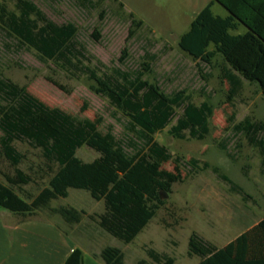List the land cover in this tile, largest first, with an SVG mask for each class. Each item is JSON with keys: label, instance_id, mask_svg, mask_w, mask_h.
<instances>
[{"label": "rangeland", "instance_id": "rangeland-1", "mask_svg": "<svg viewBox=\"0 0 264 264\" xmlns=\"http://www.w3.org/2000/svg\"><path fill=\"white\" fill-rule=\"evenodd\" d=\"M31 1L57 24L70 22L78 27L76 44L83 48L80 60L84 66L95 68L100 75L117 76L115 70L143 71L149 65L144 79L158 84L165 93L183 90L195 105L208 102L213 107L210 132L204 139H194L188 131L185 139L168 134V129L183 114V108L176 109L169 127L154 135L173 156L162 168L174 171L178 164L182 173V181L173 184L167 197L160 196L164 203L155 217L129 244L107 235L94 247H119L125 254L126 264H135L139 259L158 264L149 259L148 248L173 257L175 264H197L200 257L189 255L193 232L222 247L244 230L239 226L243 217L249 216L252 223L260 219L264 213L262 158L259 149L235 125L247 117L264 123V95L260 94L258 85L243 79L240 94L229 100L231 86L224 73L230 68L222 56L218 54L211 64H206L194 60L179 47L181 37L189 31L196 15L212 0ZM7 5L11 11H17L16 0H7ZM212 12L222 17L228 15L217 2ZM130 14L142 20L143 26L133 25ZM209 50H214V46ZM92 84L83 73L67 72L44 58L0 24V117L24 88L47 106L79 119L101 118L99 130L105 133L111 129L117 140L135 137L127 129L128 119L108 98L97 95L91 89ZM258 140L264 141V130ZM13 144L25 155L18 167L31 176V182L24 188L25 194L21 195L32 198L48 185L58 163L26 141L16 140ZM76 156L93 162L100 153L85 145L77 150ZM215 169L241 191H234ZM3 173L14 175L15 172L0 153V179H4ZM51 206L85 210L93 214V220L105 211L104 201L93 199L84 189H69L68 197L53 200ZM47 212L44 210L40 215L50 217ZM4 217L14 218L9 213ZM51 219L67 227L59 215ZM92 219L88 217L86 224H92Z\"/></svg>", "mask_w": 264, "mask_h": 264}, {"label": "trees", "instance_id": "trees-1", "mask_svg": "<svg viewBox=\"0 0 264 264\" xmlns=\"http://www.w3.org/2000/svg\"><path fill=\"white\" fill-rule=\"evenodd\" d=\"M215 2L228 10L227 17L212 12ZM16 10L8 8L7 0H0V24L65 71L86 75L93 82L91 89L108 98L128 119L127 129L135 137L117 140L111 129L105 133L99 130L101 118L79 119L47 106L22 88L17 100L0 117L1 157L15 172L5 174L7 184L0 181V208L24 216L47 210L60 215L68 224H78L85 215L83 210L72 206L52 207L51 203L68 197L71 188L84 189L93 199L105 203L104 213L98 216L100 227L124 243H131L164 203L160 192L169 193L173 184L182 181L178 164L174 171L162 168L173 156L154 135L169 127L176 109L183 108V114L168 129V134L185 139L188 131L190 137L204 139L210 132L213 107L208 102L195 105L183 90L165 93L158 84L144 79L149 65L143 71L115 70L117 76L100 75L95 68L81 63L83 48L76 44L78 27L74 23L57 24L31 0H16ZM130 16L133 25L143 26L142 20L135 19L134 14ZM240 24L247 30L231 34ZM211 45L214 50H209ZM179 47L194 60L206 64H211L216 55L222 56L230 68L224 73L231 86L229 100L241 89L240 78L257 84L264 95V0H212L196 15L189 31L181 37ZM235 129L259 149L264 171V141L258 140L264 123L247 117ZM16 140L41 148L58 163L48 185L32 198H24L16 191L31 182V176L18 167L25 155L14 146ZM85 145L100 153V157L93 162L78 158L77 150ZM214 171L234 191H241L218 169ZM147 255L158 264H175L173 257L152 248L147 249ZM189 255L200 257L197 264H264V215L255 226L222 247L193 232ZM100 256L106 264H124L125 255L120 248L106 246ZM65 264H84L83 251L74 249ZM136 264L150 262L140 259Z\"/></svg>", "mask_w": 264, "mask_h": 264}, {"label": "crops", "instance_id": "crops-1", "mask_svg": "<svg viewBox=\"0 0 264 264\" xmlns=\"http://www.w3.org/2000/svg\"><path fill=\"white\" fill-rule=\"evenodd\" d=\"M246 30L247 28L240 24L236 30L231 31V34H242ZM240 79L243 86V78ZM248 83L254 84L249 81ZM241 90L242 87L237 89V95L240 94ZM232 91H235V88H232ZM260 94L263 95L261 91ZM5 174L9 173H3L2 177L4 179H0V181L7 184ZM25 187L26 185H22L16 188V191L20 195L21 193L25 194ZM7 211L9 210L0 211V264H65L67 258L77 248L83 251L84 264H106L100 256L101 251L105 247H94L105 239L107 235H111L99 225L98 216L103 214V212L95 216L96 220H93L91 218L93 214L83 210L85 215H83L82 220L78 224H68L59 215L66 223L67 227H65L62 223L51 219L53 216H58L57 214L47 212L50 217L40 215L44 210H38L29 216L17 215ZM7 213L13 215L14 218H19V220L14 218L5 219L4 216ZM37 214L40 215L37 219H31ZM263 215L264 213L254 223L250 221L249 216L243 217L239 222V226L244 228V230L237 236L255 226L263 218ZM88 217L92 219V224L90 225L86 224ZM137 262L138 260L135 264ZM124 264H126V258L124 259Z\"/></svg>", "mask_w": 264, "mask_h": 264}, {"label": "water", "instance_id": "water-1", "mask_svg": "<svg viewBox=\"0 0 264 264\" xmlns=\"http://www.w3.org/2000/svg\"><path fill=\"white\" fill-rule=\"evenodd\" d=\"M167 192H165L164 190H162L161 192H160V196H161V198H163V195H165L164 197H167V194H166Z\"/></svg>", "mask_w": 264, "mask_h": 264}]
</instances>
